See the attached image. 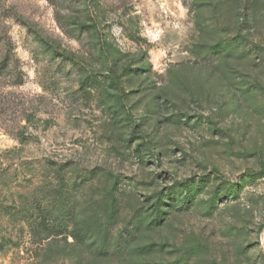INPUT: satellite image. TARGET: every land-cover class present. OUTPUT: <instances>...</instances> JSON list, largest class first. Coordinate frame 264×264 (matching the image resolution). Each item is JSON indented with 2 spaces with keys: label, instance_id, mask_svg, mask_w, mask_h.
Instances as JSON below:
<instances>
[{
  "label": "rangeland",
  "instance_id": "374dc122",
  "mask_svg": "<svg viewBox=\"0 0 264 264\" xmlns=\"http://www.w3.org/2000/svg\"><path fill=\"white\" fill-rule=\"evenodd\" d=\"M136 262L264 264V0H0V264Z\"/></svg>",
  "mask_w": 264,
  "mask_h": 264
},
{
  "label": "trees",
  "instance_id": "16d2710c",
  "mask_svg": "<svg viewBox=\"0 0 264 264\" xmlns=\"http://www.w3.org/2000/svg\"><path fill=\"white\" fill-rule=\"evenodd\" d=\"M239 16L234 20V25L236 26L237 30L239 31H242V30H247L248 27L250 26V24L252 23V19H251V16L250 15H247L246 14V11L240 7L239 9ZM240 37V36H238ZM245 42V41H244ZM256 48V47H255ZM179 108L176 107L174 108V110H178ZM175 114L176 116H178L179 114H176V113H173ZM150 153H152L151 155V161L152 163H154L153 165L154 166H157L156 164L159 163L162 159V157L159 155V154H153V151L151 150ZM155 161V162H154ZM160 174V173H159ZM155 195L158 197L159 196V192H157V194L155 193ZM155 205V204H154ZM85 219V218H84ZM88 219V218H86ZM91 219V218H89ZM105 219H108V218H105ZM106 221V220H104ZM98 222V224L100 223V220L97 219L96 220V223ZM144 223H147L146 224V227L147 229H152L156 224H159L155 221V218H152V217H149L146 221L144 220L143 221ZM93 224V222H92ZM90 227V225H89ZM100 227H101V224H100ZM84 232H88V233H93L95 230L94 228H81ZM136 235V231L134 230L133 232V235ZM134 235V236H135ZM138 237V231H137V235L134 237L136 238ZM155 244V243H154ZM152 247H155L153 244H151ZM142 249V247H139L138 250L136 249L135 251H138L137 252V255H135L136 259H138V261L140 260V250ZM150 253H154L153 250L150 252ZM136 264H146V263H139V262H136Z\"/></svg>",
  "mask_w": 264,
  "mask_h": 264
}]
</instances>
